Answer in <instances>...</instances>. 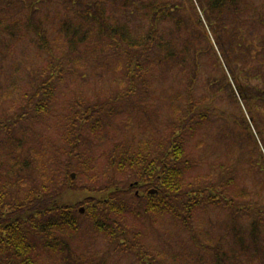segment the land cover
<instances>
[{
    "label": "rangeland",
    "instance_id": "374dc122",
    "mask_svg": "<svg viewBox=\"0 0 264 264\" xmlns=\"http://www.w3.org/2000/svg\"><path fill=\"white\" fill-rule=\"evenodd\" d=\"M253 1L264 18V0ZM83 9L69 0H11L9 6L0 7V126L3 128L0 129V187H12L13 195L25 196L34 179L39 181V169L43 166L49 178L53 177V184L48 186L50 194L68 204L82 201L81 189L86 187V182H91L94 176L100 180L107 177L104 174L109 167L107 155L114 146L122 144L133 151L150 154L158 151L160 141H167L176 127L173 117L179 102L187 105L178 99L192 95L206 97L199 107L212 113L202 111L190 119L191 123L200 125L186 144L187 155L196 162V169L188 174L193 175V181H199L198 176H207L204 174L213 170L211 179L219 173L218 166L225 163V175L232 181L233 188L252 200L255 198L259 209L264 211V142L240 99L239 106L245 115L243 125L251 128L255 143L242 125L238 104L228 88L223 83L217 90L209 87L206 79L219 77L214 66L205 68L198 84H190L176 69L151 68L146 72L148 93L141 100L134 94L122 96L130 82L124 77L120 60H114L115 56L110 53L105 59L104 52L96 57L92 51L84 56L82 52L76 66L57 85L49 110L42 115L32 113L31 102L28 103L34 89L30 75L45 71L52 59L64 64L62 56L67 52V44L61 23L71 19L82 24L79 14ZM109 11L120 16L116 1L111 3ZM241 21L234 22L233 27L240 28L241 39L248 48L246 52L250 53L239 56L238 45L232 40L237 50H232L237 54L236 76L244 84L264 88V27L250 23L249 19ZM135 27L142 26L135 24ZM37 31L43 33L50 49L39 48ZM95 34L94 29V42ZM245 72L250 73L251 78H246ZM227 77L235 91L232 77ZM207 93L214 95L202 96ZM257 105L253 113L264 133V104L258 102ZM82 106L86 114L84 122L76 120V112ZM24 111L26 114L22 115ZM64 165L68 166L65 171ZM120 177L127 183L132 179L127 175ZM129 198L132 204L136 202ZM227 217L219 207L208 208L197 213L186 227L170 214L140 211L136 216L126 215L125 223L135 228L133 232L139 231L140 244L162 256L163 263L186 260L185 264H192L188 262L192 260L197 264H212L211 256L207 255L208 259L203 252H200V263L188 257L192 253L195 256L192 227L203 239L207 236L218 240L234 251V238L227 231ZM83 220L86 223L78 232H71L67 241L73 255L79 258L81 254L86 260H72L79 264H137L129 252L117 247L110 249L107 238L92 232L91 222ZM237 228L239 230V226ZM247 232L252 236L250 230L246 231L245 240ZM258 240L260 247H264V230ZM36 246L38 264H67L60 250H48L42 243Z\"/></svg>",
    "mask_w": 264,
    "mask_h": 264
},
{
    "label": "trees",
    "instance_id": "16d2710c",
    "mask_svg": "<svg viewBox=\"0 0 264 264\" xmlns=\"http://www.w3.org/2000/svg\"><path fill=\"white\" fill-rule=\"evenodd\" d=\"M69 1L73 5L83 6L79 14L83 22L66 19L61 23L67 44V52L62 56L64 64L52 59L45 71L30 75L34 89L28 96V103L31 102L34 115H42L49 110L57 85L76 66L80 59L78 55L83 52L81 56H84L92 51L96 57L104 52L105 59L110 53L115 56L114 60H120L124 77L130 82L122 96L134 94L141 100L148 93L146 72L151 68L176 69L190 84H198L205 68L214 66L219 77H208L206 82L209 87L217 90L223 83L228 88L238 104V115L242 122L245 115L239 106L240 99L256 133L264 142V133L253 113L258 108V102L264 104V88L239 81L236 76L238 64L234 62L237 54L232 51L236 50L234 40L239 56L250 53L246 52L248 48L245 40L241 39L240 28L233 27L234 22L249 19L250 23L264 27L261 9L253 0ZM113 1L117 2L120 16L109 11ZM10 2L0 0V7L9 6ZM135 24L142 27H135ZM94 29L97 34L95 42L92 37ZM36 35L39 48L50 49L43 33L37 31ZM227 76L232 77L235 91ZM244 76L251 78L248 72ZM214 93L202 96L211 97ZM206 99L192 95L178 99L187 105L179 102L176 116L173 117L176 127L171 130L167 141H160V149L153 154L133 151L130 146L122 144L114 146L107 155L109 167L104 173L107 177L101 181L94 176L91 182H86V187L81 189L84 193L82 201L68 204L50 194L48 186L53 184V177L49 178L43 166L39 169V181L34 179L33 186L25 196L13 195L12 187H0V264H38L36 243L45 244L48 250H60L67 264H79L77 260H72L77 257L71 252L67 240L71 232H78L86 223L83 218L91 222L92 232L101 233L107 238L110 249L117 247L129 252L137 264H173L163 263L162 256L140 244V233L138 230L133 232V227H127L126 215L136 216L140 211L166 213L187 227L195 220L197 213L216 207L228 215L227 231L234 238V251L218 240L213 241L207 236L203 239V235L192 227L195 256L192 253L188 257L200 263V252H203L204 257L211 256L212 264H264V247H260L258 240L264 230V211L259 209L256 199L252 200L249 195H242L233 188L232 181L225 175V163L218 166L219 173L211 179L209 177L213 170L204 174L207 176H198L199 181H193V175L188 174L196 169V162L187 155L186 144L200 125L191 123L190 119L202 111L212 113L199 107ZM83 107L76 112V120L80 122L86 118ZM243 127L248 130L252 143H255L251 128L248 125ZM0 129L3 128L0 126ZM67 168L64 165V171ZM120 175L132 179L127 183L120 179ZM134 182L137 183L136 187H131ZM135 188L139 190L138 195L134 192ZM150 188H155L157 194L148 195ZM129 196L136 200L134 204ZM77 205L84 207L83 215L79 213ZM248 230L252 236L247 232L245 240ZM78 256L77 259L86 260L83 255ZM188 262L197 264L192 260ZM181 263L185 264L186 260L175 262Z\"/></svg>",
    "mask_w": 264,
    "mask_h": 264
},
{
    "label": "water",
    "instance_id": "95a60500",
    "mask_svg": "<svg viewBox=\"0 0 264 264\" xmlns=\"http://www.w3.org/2000/svg\"><path fill=\"white\" fill-rule=\"evenodd\" d=\"M71 177L73 178V177H74V174H72ZM149 192H150L151 194H153V193H155L156 191H155V190H150ZM79 212H80V213H83V212H84V209H83V208H80V209H79Z\"/></svg>",
    "mask_w": 264,
    "mask_h": 264
}]
</instances>
